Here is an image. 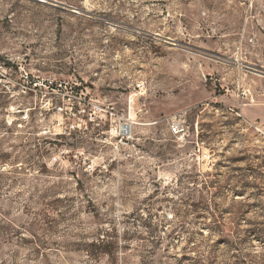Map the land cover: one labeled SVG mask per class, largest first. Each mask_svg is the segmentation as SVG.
<instances>
[{
    "label": "rangeland",
    "instance_id": "obj_1",
    "mask_svg": "<svg viewBox=\"0 0 264 264\" xmlns=\"http://www.w3.org/2000/svg\"><path fill=\"white\" fill-rule=\"evenodd\" d=\"M0 56V264H264V0H0Z\"/></svg>",
    "mask_w": 264,
    "mask_h": 264
},
{
    "label": "built area",
    "instance_id": "obj_2",
    "mask_svg": "<svg viewBox=\"0 0 264 264\" xmlns=\"http://www.w3.org/2000/svg\"><path fill=\"white\" fill-rule=\"evenodd\" d=\"M9 58H4L2 56H0V96L3 95H10V96H14V92H16V87L17 84H19L20 86H22V91L24 93L27 92V88L25 85L21 84V83H16L14 82L12 76H13V65L10 63ZM8 82V83H7ZM33 83H36V80L32 81ZM32 83V84H33ZM37 85L36 87H38L39 84H35ZM41 85V84H40ZM39 85V87H40ZM54 82L51 80L50 81V87H53ZM45 86H48V84H45ZM42 87V86H41ZM33 108L32 107H18L15 105H12L8 111L9 114L6 116V118H8V122L9 124H13L14 121H18L17 123H23V122H29L31 119V110ZM170 118L172 119L171 122V132L174 134H182L186 131L187 126L186 123L182 120L177 119V116H172ZM126 128H128L127 126H124Z\"/></svg>",
    "mask_w": 264,
    "mask_h": 264
},
{
    "label": "water",
    "instance_id": "obj_3",
    "mask_svg": "<svg viewBox=\"0 0 264 264\" xmlns=\"http://www.w3.org/2000/svg\"><path fill=\"white\" fill-rule=\"evenodd\" d=\"M41 1L47 2V0H41ZM259 72L262 73V74H264V71L263 70H260Z\"/></svg>",
    "mask_w": 264,
    "mask_h": 264
}]
</instances>
